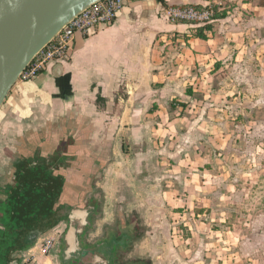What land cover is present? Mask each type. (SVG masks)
<instances>
[{
	"label": "crops",
	"instance_id": "crops-1",
	"mask_svg": "<svg viewBox=\"0 0 264 264\" xmlns=\"http://www.w3.org/2000/svg\"><path fill=\"white\" fill-rule=\"evenodd\" d=\"M163 2L130 0L111 27L75 36L68 61L51 63L33 81L13 86L0 109V176L19 143L32 134L41 142L37 147L56 149L62 139H75L69 169L98 170L102 164L101 174L111 172L110 183L128 146L126 156L136 166L162 173L157 183L175 215L199 217L194 211L208 203L206 178L213 170L207 167L208 155L224 146L220 134L231 118L223 101L230 89L224 70L262 53L264 0ZM176 5L217 10L205 39L195 36L199 26L165 18L164 9ZM102 187L109 192L106 185L94 184L96 190ZM102 212L107 215L105 206ZM98 222L85 237L97 233ZM61 230L38 240L19 264H60ZM47 239L53 240V254L43 255L39 248ZM72 247L76 251L70 257L81 250Z\"/></svg>",
	"mask_w": 264,
	"mask_h": 264
},
{
	"label": "rangeland",
	"instance_id": "rangeland-1",
	"mask_svg": "<svg viewBox=\"0 0 264 264\" xmlns=\"http://www.w3.org/2000/svg\"><path fill=\"white\" fill-rule=\"evenodd\" d=\"M224 72L231 118L220 134L224 146L208 155L213 170L208 203L194 211L199 217L175 215L157 183L162 173L136 166L127 146L112 183L111 172L96 180L109 191L98 189L107 215L97 233L85 237L72 261L62 259V246L60 264H264V48L256 60Z\"/></svg>",
	"mask_w": 264,
	"mask_h": 264
},
{
	"label": "flooded vegetation",
	"instance_id": "flooded-vegetation-1",
	"mask_svg": "<svg viewBox=\"0 0 264 264\" xmlns=\"http://www.w3.org/2000/svg\"><path fill=\"white\" fill-rule=\"evenodd\" d=\"M34 135L19 143L13 161L0 176V230L7 229L5 218L13 222L14 227L11 226L8 230L16 234L13 248H18L33 241L37 242L61 228L60 246L67 249L63 244L64 236L72 231L78 235V242L74 246L83 250L86 233L100 218L102 195L94 188V184L97 179H102V164L98 170L81 166L69 169V164L65 167H56L54 164L51 169L55 179L45 182L41 180V168L49 165L51 158L59 150L50 144L37 147L36 144L41 142L38 143L39 139L33 137ZM60 156L61 153L58 157ZM44 191L50 195L53 209L50 218L53 224L48 226L40 221L41 213L47 205L42 200L47 195H44ZM30 248L16 251L6 264H19L21 254ZM81 255H88V252H82ZM74 257L75 255L69 258L63 256L64 259L68 258L67 261H72Z\"/></svg>",
	"mask_w": 264,
	"mask_h": 264
},
{
	"label": "water",
	"instance_id": "water-1",
	"mask_svg": "<svg viewBox=\"0 0 264 264\" xmlns=\"http://www.w3.org/2000/svg\"><path fill=\"white\" fill-rule=\"evenodd\" d=\"M99 1L0 0V109L34 58L66 25ZM77 236L72 231L65 236L68 258L76 251L72 246Z\"/></svg>",
	"mask_w": 264,
	"mask_h": 264
},
{
	"label": "built area",
	"instance_id": "built-area-1",
	"mask_svg": "<svg viewBox=\"0 0 264 264\" xmlns=\"http://www.w3.org/2000/svg\"><path fill=\"white\" fill-rule=\"evenodd\" d=\"M130 0H100L79 14L66 25L57 37L47 45L26 67L20 81L31 82L46 70L49 64L68 61L73 52V42L77 35L92 36L96 32L111 27L122 8ZM165 18L173 24L204 26L214 21L217 10L212 5H176L164 9ZM40 252L48 255L53 251V240L47 239L40 246Z\"/></svg>",
	"mask_w": 264,
	"mask_h": 264
},
{
	"label": "trees",
	"instance_id": "trees-1",
	"mask_svg": "<svg viewBox=\"0 0 264 264\" xmlns=\"http://www.w3.org/2000/svg\"><path fill=\"white\" fill-rule=\"evenodd\" d=\"M159 3L164 4L163 0H157ZM210 28L209 24H206L204 26H199L195 36L201 39H205V36L203 34V32L205 30H208ZM188 93V92H187ZM64 141L62 144L58 145L57 150H59V153H61V156H59V153H57L56 155H54V157H52L51 162L49 163V165H45V167L41 168V173H42V177L41 180H44L45 182L48 181H52L54 178L53 176V171L51 169V166H54V164L56 165V167H65L67 166L69 163H71L70 161L72 160V157L70 156V152L71 149L76 146V140L75 139H71V140H62ZM70 147H69V145ZM67 144V145H66ZM66 148V149H63ZM46 191H44V195H46ZM42 200H45L46 202V207L44 209V211H42V215H41V222L44 223V225L48 226V225H52L53 223H51L52 219L51 215L53 213V209L51 207V198L50 195L47 194L46 197H42ZM40 216V215H38ZM37 216V217H38ZM43 220V221H42ZM4 224L6 225L7 229L5 228V230H0V264H6L7 261L9 260V258L11 257V255L13 253H15L16 251H20L23 249H28L30 247H32V245H34V241L31 242L30 244H25L22 245L21 247L18 248H13V243H14V239H15V233H13L11 230H8L11 226L14 227V223L10 222L8 220V218H5ZM125 236H123L124 239ZM34 243V244H33Z\"/></svg>",
	"mask_w": 264,
	"mask_h": 264
}]
</instances>
